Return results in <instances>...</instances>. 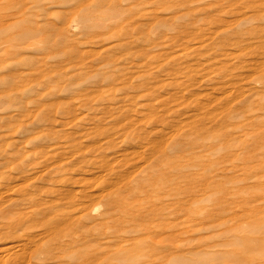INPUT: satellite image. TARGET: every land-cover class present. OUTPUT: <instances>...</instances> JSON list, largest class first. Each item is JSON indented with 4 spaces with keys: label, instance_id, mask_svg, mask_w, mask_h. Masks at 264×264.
Returning a JSON list of instances; mask_svg holds the SVG:
<instances>
[{
    "label": "rangeland",
    "instance_id": "374dc122",
    "mask_svg": "<svg viewBox=\"0 0 264 264\" xmlns=\"http://www.w3.org/2000/svg\"><path fill=\"white\" fill-rule=\"evenodd\" d=\"M0 264H264V0H0Z\"/></svg>",
    "mask_w": 264,
    "mask_h": 264
},
{
    "label": "bare ground",
    "instance_id": "6f19581e",
    "mask_svg": "<svg viewBox=\"0 0 264 264\" xmlns=\"http://www.w3.org/2000/svg\"><path fill=\"white\" fill-rule=\"evenodd\" d=\"M170 206V205H169ZM156 209V208H155ZM154 234V233H153ZM155 235V234H154ZM152 237V236H151Z\"/></svg>",
    "mask_w": 264,
    "mask_h": 264
}]
</instances>
